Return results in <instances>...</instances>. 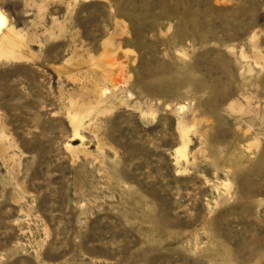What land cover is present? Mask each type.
<instances>
[{
	"label": "rangeland",
	"instance_id": "obj_1",
	"mask_svg": "<svg viewBox=\"0 0 264 264\" xmlns=\"http://www.w3.org/2000/svg\"><path fill=\"white\" fill-rule=\"evenodd\" d=\"M0 13V264H264V0Z\"/></svg>",
	"mask_w": 264,
	"mask_h": 264
},
{
	"label": "crops",
	"instance_id": "obj_2",
	"mask_svg": "<svg viewBox=\"0 0 264 264\" xmlns=\"http://www.w3.org/2000/svg\"><path fill=\"white\" fill-rule=\"evenodd\" d=\"M6 26V18L0 13V34Z\"/></svg>",
	"mask_w": 264,
	"mask_h": 264
}]
</instances>
